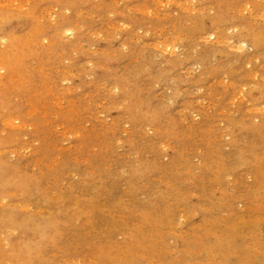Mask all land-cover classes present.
Wrapping results in <instances>:
<instances>
[{"label": "rangeland", "instance_id": "rangeland-1", "mask_svg": "<svg viewBox=\"0 0 264 264\" xmlns=\"http://www.w3.org/2000/svg\"><path fill=\"white\" fill-rule=\"evenodd\" d=\"M0 264H264V0H0Z\"/></svg>", "mask_w": 264, "mask_h": 264}]
</instances>
